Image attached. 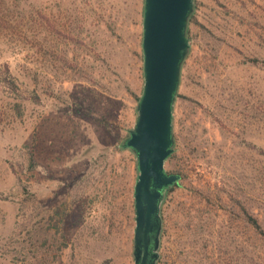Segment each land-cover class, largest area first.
<instances>
[{
	"label": "rangeland",
	"instance_id": "374dc122",
	"mask_svg": "<svg viewBox=\"0 0 264 264\" xmlns=\"http://www.w3.org/2000/svg\"><path fill=\"white\" fill-rule=\"evenodd\" d=\"M143 0H0V264H134ZM180 175L156 264H264V0H194Z\"/></svg>",
	"mask_w": 264,
	"mask_h": 264
},
{
	"label": "water",
	"instance_id": "95a60500",
	"mask_svg": "<svg viewBox=\"0 0 264 264\" xmlns=\"http://www.w3.org/2000/svg\"><path fill=\"white\" fill-rule=\"evenodd\" d=\"M194 0H143V84L136 119L119 143L135 156L133 186L134 264H156L162 229L161 204L180 175L165 162L174 150L173 108L181 68L190 50L188 22Z\"/></svg>",
	"mask_w": 264,
	"mask_h": 264
},
{
	"label": "trees",
	"instance_id": "16d2710c",
	"mask_svg": "<svg viewBox=\"0 0 264 264\" xmlns=\"http://www.w3.org/2000/svg\"><path fill=\"white\" fill-rule=\"evenodd\" d=\"M192 14H193V13H192ZM192 14H191L190 18L192 17ZM190 18H189V21H190ZM188 23H189V22H188ZM187 31H188V30H187ZM182 65H183V63H182ZM181 69H182V68H181ZM118 147H119V146H118ZM119 148H120V147H119ZM120 149H122V148H120ZM170 157H171V155H170ZM170 157H169V158H170ZM175 186H177V185H174L173 187H175ZM173 187L169 188V189L167 190V192L170 191L171 189H173ZM161 205H162V204H161ZM247 220L251 223V225H252V227L254 228L255 232L264 238V230H263L262 226L260 225L258 219H257L256 217H254V216L248 214V215H247Z\"/></svg>",
	"mask_w": 264,
	"mask_h": 264
}]
</instances>
